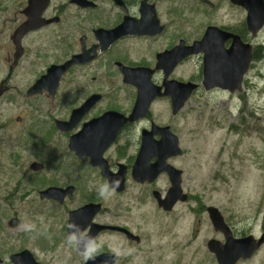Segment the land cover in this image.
I'll return each instance as SVG.
<instances>
[{
  "label": "flooded vegetation",
  "instance_id": "obj_1",
  "mask_svg": "<svg viewBox=\"0 0 264 264\" xmlns=\"http://www.w3.org/2000/svg\"><path fill=\"white\" fill-rule=\"evenodd\" d=\"M174 1L0 0V203L13 213L30 212L32 223L20 236L24 245L0 254V264H14L10 257L25 251L36 264H49L46 253L55 247H62L68 260L77 257L79 264L100 255H106L108 264H126L142 252L147 240L145 223L133 222L132 227L129 222V213L138 206L120 198L136 196L134 199L139 200L141 189L132 187H144L150 198L140 199L146 206L141 216L157 212L161 218L170 217L180 205L188 203L184 170L177 165L184 157V148L175 131V119L191 97L208 99L239 91L206 89L202 84L204 52L186 55L177 62V46L191 47L208 28H216L220 36L210 39V47L227 51L236 43V36L251 46L252 59L257 48L247 40L252 34L246 23V9L232 0H189L192 13L200 11L197 17L206 19L195 37L177 33ZM141 7L149 15L143 22ZM220 10L234 16L242 11L244 22L217 24L216 13ZM124 21L130 33L117 30ZM140 21L139 26L134 24ZM194 60L196 70L185 74V66L194 64ZM69 63L55 87L54 80L45 81L50 69ZM133 70L137 72L131 74ZM146 77L155 94L150 93L153 98L145 114L129 120L138 88L128 80L145 82ZM176 82L195 88L174 112L170 86ZM86 127V135L75 141ZM166 129L178 138L181 154L167 157L165 163L177 171L181 195L186 196L170 211L158 202L171 188L168 173L163 171L143 181L134 174L143 138L155 145ZM81 140L90 150L80 156L70 144ZM152 153L147 152L151 168L159 158ZM108 178L118 181V186H111ZM160 179L165 182L163 191L155 188ZM96 180L100 185L94 187ZM106 185L101 196L100 190ZM51 188L58 190L57 198L41 195ZM77 211V222L73 221L70 232V213ZM41 212L44 214L34 215ZM11 219L17 220L11 230L22 229L20 216L15 214ZM38 233L40 236H36ZM78 241L87 243L83 251Z\"/></svg>",
  "mask_w": 264,
  "mask_h": 264
},
{
  "label": "rangeland",
  "instance_id": "obj_2",
  "mask_svg": "<svg viewBox=\"0 0 264 264\" xmlns=\"http://www.w3.org/2000/svg\"><path fill=\"white\" fill-rule=\"evenodd\" d=\"M174 3L177 33L197 36L198 28L206 19L203 21L197 17L200 11L192 13L189 0H175ZM216 15L217 24L242 23L245 19L242 11L234 16L220 10ZM257 33V36L247 38L257 52L244 77L242 90L229 96L217 94L208 99L201 95L191 97L175 119V131L184 148V157L177 165L184 170L183 186L189 193L188 203L180 205L170 217L161 218L157 212L141 216L146 206L140 199L143 196L150 198L144 187H132L141 189L142 194L138 196L141 204L136 196V199L120 198L138 206L129 213V222L133 227V222L143 221L147 240L142 252L132 256L126 264H217L206 243L210 239L224 242L222 233L214 230L204 210L208 206L218 209L234 237L264 235V28ZM193 62L185 66V74L196 70L197 62ZM94 182V187L100 185L99 181ZM89 188H92V183ZM155 188L163 191L165 182L160 179ZM0 206V254L4 255L12 248L24 245L20 236L32 223L30 212L20 210L13 213L4 203ZM45 209L48 210L47 207ZM15 214L21 217L22 229L17 231L7 226ZM151 239L150 246L146 248ZM42 241L41 238L40 243ZM170 242L174 245L168 248ZM65 255L62 247L46 253L49 264H74V260L79 264L77 257L70 256L72 259L68 260ZM236 264H264V244L252 258Z\"/></svg>",
  "mask_w": 264,
  "mask_h": 264
},
{
  "label": "water",
  "instance_id": "obj_3",
  "mask_svg": "<svg viewBox=\"0 0 264 264\" xmlns=\"http://www.w3.org/2000/svg\"><path fill=\"white\" fill-rule=\"evenodd\" d=\"M232 3L236 5H240L244 7L247 11L246 23L248 30L252 35H255L262 27L264 26V0H232ZM143 6V5H142ZM141 7V13L143 16V20L149 18V15L145 14L144 10ZM141 23H134L136 26H139ZM130 24V23H129ZM134 26V25H133ZM128 22L122 24V26L118 27L117 30L122 33H130L127 28ZM130 27V26H129ZM142 27V25H141ZM127 28V29H124ZM23 28H21L22 31ZM116 30V31H117ZM136 31V30H135ZM112 32V31H111ZM20 34V32H19ZM219 34V31L216 28H208L203 36V38L193 43L191 47H185L183 45L177 46V62L184 56L190 54H196L198 52H204L205 60H204V68H203V80L202 84L206 89H211L213 87H219L221 89H226L230 92H234L235 90H239L242 87V81L244 75L247 73L249 64L252 59L251 55V46L249 44L242 43V41L234 36L236 43H232V47L227 51H222L219 47H210V39L213 36ZM226 35V34H223ZM228 35V34H227ZM229 36V35H228ZM219 38V37H218ZM214 40V39H213ZM215 41V40H214ZM209 43V44H208ZM212 44V43H211ZM213 45V44H212ZM216 48V49H215ZM224 53V54H223ZM65 65L61 68H52L49 70L47 76L44 78L54 80L52 85L55 87L63 73V71L69 66ZM137 72V70H133L130 73L132 74ZM138 74V73H137ZM139 75H135L138 77ZM132 78V77H131ZM138 80V81H137ZM136 81H132L129 79V82H133L134 85L138 88V97L135 105V109L132 112L129 120L135 118L137 116L144 115L150 100L153 98L154 89L151 87L149 83V79L146 77L145 82L137 79ZM45 83V82H44ZM173 85V88H172ZM170 86V91L173 94V109L174 112L178 111L185 103V101L189 98L190 94L194 91L195 86L191 84H180L174 83ZM149 87V88H148ZM175 93V94H174ZM175 97V98H174ZM89 128H84L78 135L75 136V141H78L79 138H83L86 135V132ZM98 133V132H97ZM96 133V134H97ZM163 137L160 143L157 144H148L147 138H143V144L141 147L140 154L137 159L136 167L134 169V174L142 177L139 178L140 181L144 179H148L149 177L156 176L157 174L165 171L168 173L171 182V188L169 189L168 195L164 199H158L159 206L162 207L166 211H170L171 207L177 201H185L186 196L181 195L179 188V175L176 173L177 171L167 166L165 163V159L169 156H178L181 154L180 148L178 145V138L173 135L169 129L165 130V133L162 134ZM74 136L72 137V141ZM85 140V139H84ZM74 144V143H73ZM84 144V145H83ZM89 144V143H88ZM71 149L76 151L78 155H82V153L88 152L87 146L81 140V143H77L76 145H71ZM87 150V151H86ZM153 152L152 155H155L158 160L153 167H148V155L147 152ZM167 152V153H166ZM169 153V154H168ZM141 163V164H139ZM154 169V167H156ZM139 167V168H138ZM158 167H160L158 169ZM33 169H36L32 166ZM150 168V169H149ZM158 169V170H157ZM112 180L108 178L109 184L112 186ZM115 187V186H114ZM57 189H48L41 193L42 196L54 197L57 198ZM86 208H98V206H85ZM209 220L216 231H219L224 236V243H221L217 240H209L207 242V250L211 254L214 255L217 264H236L240 260H248L250 259L256 251L260 249V247L264 244V235L259 238H255L253 235H248L244 237L235 238L230 230V228L226 225L222 215L215 207H208L207 209ZM84 211V210H82ZM77 212L70 213V220L68 224V230L71 232L74 223L77 222ZM82 213V212H81ZM77 215V216H76ZM84 221V220H83ZM17 225L16 219H10L8 221V227L13 228ZM87 243L79 242L78 247L83 251L86 248ZM106 255H100L95 258L87 259L84 264H108ZM11 261L14 264H36L34 260L31 258L29 252H23L19 255H13L10 257ZM115 261V258L112 259ZM2 260L0 259V263Z\"/></svg>",
  "mask_w": 264,
  "mask_h": 264
},
{
  "label": "clouds",
  "instance_id": "obj_4",
  "mask_svg": "<svg viewBox=\"0 0 264 264\" xmlns=\"http://www.w3.org/2000/svg\"><path fill=\"white\" fill-rule=\"evenodd\" d=\"M111 183H112L113 185H115V186H118V183H119V182H118V181H112ZM107 187H108V186L106 185V186H104V187L100 190V193H99V194H100L101 196L104 195L105 191L107 190Z\"/></svg>",
  "mask_w": 264,
  "mask_h": 264
},
{
  "label": "bare ground",
  "instance_id": "obj_5",
  "mask_svg": "<svg viewBox=\"0 0 264 264\" xmlns=\"http://www.w3.org/2000/svg\"><path fill=\"white\" fill-rule=\"evenodd\" d=\"M172 237V236H171ZM171 239V238H170ZM174 245V242H170V245L168 248H170V246H173ZM175 247V246H174Z\"/></svg>",
  "mask_w": 264,
  "mask_h": 264
}]
</instances>
